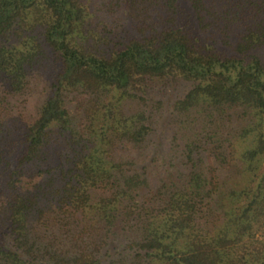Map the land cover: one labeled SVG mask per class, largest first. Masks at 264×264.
I'll return each mask as SVG.
<instances>
[{
  "label": "trees",
  "instance_id": "16d2710c",
  "mask_svg": "<svg viewBox=\"0 0 264 264\" xmlns=\"http://www.w3.org/2000/svg\"><path fill=\"white\" fill-rule=\"evenodd\" d=\"M0 264H264V0H0Z\"/></svg>",
  "mask_w": 264,
  "mask_h": 264
}]
</instances>
